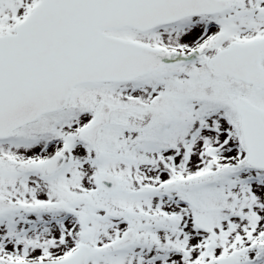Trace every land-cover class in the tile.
Masks as SVG:
<instances>
[{"label": "snow or ice", "instance_id": "1", "mask_svg": "<svg viewBox=\"0 0 264 264\" xmlns=\"http://www.w3.org/2000/svg\"><path fill=\"white\" fill-rule=\"evenodd\" d=\"M0 264H264V0H0Z\"/></svg>", "mask_w": 264, "mask_h": 264}]
</instances>
